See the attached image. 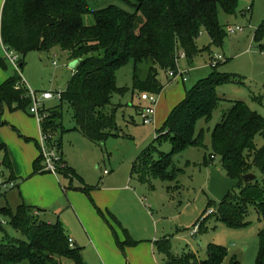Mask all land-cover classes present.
Returning <instances> with one entry per match:
<instances>
[{
  "label": "trees",
  "instance_id": "16d2710c",
  "mask_svg": "<svg viewBox=\"0 0 264 264\" xmlns=\"http://www.w3.org/2000/svg\"><path fill=\"white\" fill-rule=\"evenodd\" d=\"M124 1L133 6V11L113 4L93 10L88 0H3L0 40L4 47L19 55L20 69L24 64L22 55L32 50L49 53L58 49L70 62H77L61 91L59 103L43 109L46 116L40 126L50 139L61 127L63 103L72 110L74 129L89 141L100 144L110 135L119 136L115 117L119 105L112 103L111 97L113 93H125L127 88L117 86L116 70L132 60V90L139 94L144 91L159 93L163 86L157 79L156 67L167 74L177 72L176 62L180 55L192 64L203 50L210 51L209 45H221L230 24L220 23L218 13L220 10L226 14L235 13L238 3V0ZM88 14L93 18L91 25L84 23V16ZM203 32L210 42L201 47L198 40ZM263 36L264 20L255 29L253 38L260 41ZM144 60H149L151 65L147 76L141 79L138 65ZM6 61V58L0 59V67L5 68ZM14 70L13 75L0 83V105L6 104L11 110L25 109L31 104V96L21 82V75ZM232 80V75L211 72L187 89L184 99L174 106L162 128L156 130L157 143L169 139L170 150L165 152L155 144L149 145L133 162L130 171L131 176L142 183L152 178L174 181L178 169H169L172 154L188 146H204L203 130L196 132V123L199 120L208 122L213 111L226 102L227 109L211 131L210 158L219 157L221 171L230 178L239 179L240 183L216 205L210 200L195 221L199 222L200 233L207 231L205 222L210 218L230 229L250 225L249 207L264 218V117L243 100L225 99L217 94L215 86ZM251 96L264 103V95ZM140 106H137L138 116ZM258 137L263 141L260 145L256 142ZM0 151L3 164L11 169L4 144H0ZM40 163L38 156L33 161L34 172L39 171ZM253 168L261 173V181L253 180ZM59 173L67 176L71 183L74 179L80 181L78 186H70L73 189L88 194L92 188L66 163L59 168ZM4 176L7 180L15 178L13 171ZM210 207L215 211L204 215ZM39 212L42 211L36 209L34 213V208L24 202L14 212L9 206L0 208V214L7 216L11 227L22 236H0V264H66L64 259L84 264L79 246H70L61 223L57 219L48 222L43 212ZM112 219L123 235V239H119L112 228L117 246L124 250L126 246L136 245L138 241L128 230L114 216ZM0 230H3L1 222ZM257 236L259 248L255 264H264V223L257 229ZM154 247L163 255L164 264H220L226 254V249L215 243L208 244L206 259H199L191 250L177 254L172 251L168 235L155 240ZM230 264L241 263L233 258Z\"/></svg>",
  "mask_w": 264,
  "mask_h": 264
},
{
  "label": "rangeland",
  "instance_id": "374dc122",
  "mask_svg": "<svg viewBox=\"0 0 264 264\" xmlns=\"http://www.w3.org/2000/svg\"><path fill=\"white\" fill-rule=\"evenodd\" d=\"M132 1L135 2V0ZM110 4L133 11V6L125 3L124 0H88V5L93 10ZM218 19L222 24L229 23L233 26H240L242 31L227 33L223 43L217 46L209 45L210 39L203 32L198 44L201 47L209 45L210 51L203 50L194 58L192 64H189L182 55L177 59V71L183 72L184 81L180 75L172 77L164 70L156 67L157 79L163 88L159 93H153L156 96L155 114L149 124H142L137 114V106L145 105V103L139 100V92L132 90V60L126 62L115 72L117 86L127 88L125 93H113L111 97V102L119 105L115 115L119 136L110 135L100 144L85 139L74 129L75 122L72 118L71 108L67 103L62 104L61 127L51 135L50 140L56 148L57 143L60 144L58 153L66 164L73 169L75 168L74 170L83 180L93 186L90 191L98 185L103 168H106L110 174H116L119 178L127 181L133 162L149 145L155 144L159 149L165 152L169 151L171 147L169 139H162L157 143L158 133L156 130L162 128L166 117L174 106L184 99L185 91L211 72L233 76L232 81L215 86L214 89L220 97L243 100L264 117V103L253 100L251 96L252 94L264 95V36L260 41H255L253 38L255 29L264 20V0H238L235 13L226 14L220 10ZM84 23L91 25L93 23L92 16L85 15ZM4 52L5 49L0 43V57H4ZM216 54H221L223 60L217 61L213 65V56ZM22 56L24 64L20 72L24 80L21 81L23 86H27L26 88L35 92L38 98L43 91L50 90L54 93L63 91L72 73L71 62L65 53L58 49L51 50L49 53L32 50ZM150 65L149 60H144L138 65L141 79L147 76ZM14 73L13 66L7 62L5 68L0 67V82ZM42 102L44 103L43 107L48 109L57 105L59 99L53 97ZM227 107L226 102L221 103L213 111L212 118L208 122L199 120L196 123V132L203 130L202 142L204 146H188L172 154V164L169 169L171 167L178 169L174 181H161L152 178L150 181L142 183L135 176L132 177L130 185L131 187L136 184L139 185L138 196L151 216V224L149 223L146 236H144L146 228L143 226L141 229L129 231L133 239L138 241V239L149 238L150 240L153 237L159 238L162 235H168L174 253L180 254L183 250H191L199 259H206L208 244L215 243L226 249V254L220 264H230L233 258L241 264H255L259 248L257 229L263 225L264 218L262 215H257L252 207H249L247 217L252 223L244 228L230 229L221 221L210 218L205 222L206 232L197 231L194 236L189 233L201 211L205 209L207 198L213 200L214 205L218 202L207 191L210 167L216 166L221 170L219 157H214L212 160L210 158L212 151L211 131L221 120L222 113ZM40 135L41 128L31 112V104L25 109L14 110L9 109L6 104L0 105V144L7 147L11 169L3 164L1 151L0 168L5 175L11 171L18 175L13 180L15 184L13 187L8 189L4 195L2 194L4 191L0 192V208L9 206L14 212L21 202L26 203L24 200L26 193L24 195L22 187L26 183V180L23 179L26 177L25 169L27 167H31L32 173L35 174L43 172L41 164L38 172H34L33 168L34 158L40 156ZM256 142L260 145L263 141L258 137ZM56 175L61 179H68L62 173L58 172ZM251 175L253 180L261 181V173L257 168L252 169ZM64 185L69 186L67 183ZM88 197L86 196V198ZM88 200L101 219V223L98 222V224H101L104 229L100 241L105 242L104 238L107 237L120 251L123 264H146L144 244L149 240L138 242L137 245L133 246L131 259L128 258L125 249L121 250L117 246L112 231L113 228L119 238L122 236L121 229L116 228L117 225L106 209L101 210L96 207L91 198ZM45 209L56 212L59 209V202H55ZM57 215V220L64 228L67 238L75 239L78 237L81 240L83 238L88 240L89 231H84L80 227L74 210L59 209ZM0 222L3 226V230H0V236L5 234L9 238L22 237L19 232L11 227L7 216L0 214ZM91 237L92 235H90ZM78 245L84 264H105L100 254L92 250L90 245L82 241H79ZM137 251L143 253V256L139 257ZM147 258V264H164L163 255L157 252L155 248L151 257L147 256ZM64 261L66 264H75L72 260L64 259Z\"/></svg>",
  "mask_w": 264,
  "mask_h": 264
},
{
  "label": "crops",
  "instance_id": "0c3cea01",
  "mask_svg": "<svg viewBox=\"0 0 264 264\" xmlns=\"http://www.w3.org/2000/svg\"><path fill=\"white\" fill-rule=\"evenodd\" d=\"M2 2L3 0H0L1 7ZM0 43L2 44L1 40ZM3 58L4 57H0V59ZM8 77L3 79L0 83H2ZM37 157H35L34 159H36ZM13 173L15 178L18 177V175L14 171ZM25 176L26 177L23 180H26V183L22 187L24 195L26 193L24 197V200L26 201L25 204L32 206L34 208V213H36V209H39V211L41 210L48 222H54L55 218H58L57 212L59 209H67L68 211L74 210L79 220L80 227L84 231L88 230L89 233L87 234L88 240L84 238L81 240L78 237H75V239H70L72 240L74 245H78L79 241L90 245V248L92 250L96 251L97 254H100L105 264H123V257L120 251L107 237L104 238L105 242L100 241V238L102 237V230L104 231V229L101 224H98V222L101 223V219L96 214L94 207L88 199L91 198V201H94L93 203L97 208L101 210L106 209L111 217L114 216L116 220L120 222L123 228L127 230L129 229L128 232L132 229H141L143 226H145L146 232L144 236H146L147 234L149 223L151 224V216L147 212L144 203L138 196L139 185L133 184L134 187H131L130 185L133 177L131 176V174L129 179L126 181L123 178H119V176L116 174H110V172L106 168H103L102 177H99V181L97 183L98 185L95 186L94 190L89 191L88 194L84 193L81 190H77L76 188L73 189V187H70L71 185L78 186L80 184V181H77V179H74L71 183L69 179H67V182L66 179H61L56 174L48 172H38L35 174L32 173L31 167H27V169H25ZM81 179L83 180L82 177ZM64 183L69 184V186L66 187ZM83 183L93 187L84 180ZM2 194L4 195L5 192H3ZM86 196L89 197L86 198ZM55 202H59V209L56 212L45 209L47 207L49 208V206ZM209 202L210 200L207 198L205 208ZM204 210L205 209L201 211L200 215ZM42 212L39 213L42 214ZM49 214L51 215L50 217ZM116 228L120 229L118 226H116ZM78 229L82 231L80 228ZM70 233L72 232L70 231ZM90 235H92L91 238ZM119 238L122 240L123 235ZM159 238L153 237V239L150 240L149 238L138 239V242L149 240V242H145L146 244H144V249L146 248V252L144 253L146 264L148 261L147 256L151 257L152 252L155 248L154 241ZM132 247L133 246H126L124 248L125 254L130 259L133 251ZM137 254L139 257L143 256V253H141L140 251H137Z\"/></svg>",
  "mask_w": 264,
  "mask_h": 264
},
{
  "label": "built area",
  "instance_id": "2783aa9c",
  "mask_svg": "<svg viewBox=\"0 0 264 264\" xmlns=\"http://www.w3.org/2000/svg\"><path fill=\"white\" fill-rule=\"evenodd\" d=\"M242 28L240 26H233L229 25L227 27V32L229 34L234 32H241ZM4 58L8 60V62L17 70V72L21 75L20 68H19V55L11 50H8L6 47H4ZM214 60L212 64H216L217 61L223 60V57L221 54H216L213 56ZM55 64V61L53 62ZM169 76L176 77L177 75H180L182 80H185V78L182 77L183 72L177 71V72H168ZM21 81H24L21 77ZM264 90V86H263ZM61 94V91L58 92H52L50 90L43 91L38 98L35 94V92L29 90V95L31 96V112L35 116L37 122L40 123L43 120V118L46 116L44 109V103L42 101L51 99L53 97H57L59 99ZM139 100L145 105H141L139 109V117L142 124H149L152 122L154 114H155V108L154 105L156 103V96L152 92H141L139 94ZM41 128V126H40ZM50 135L43 133L41 130L40 135V157H41V170L43 172H48L52 174H57L59 172V168H63L65 166L64 160L58 153V149L56 148L55 144L50 142ZM15 184L13 180H7V178L4 176L3 170L0 168V192L1 191H7L11 187H13ZM215 211L213 207L207 208L204 215L211 214ZM199 222H196L192 228L190 229V235L194 236L198 231ZM70 246H74V243L69 238Z\"/></svg>",
  "mask_w": 264,
  "mask_h": 264
},
{
  "label": "water",
  "instance_id": "95a60500",
  "mask_svg": "<svg viewBox=\"0 0 264 264\" xmlns=\"http://www.w3.org/2000/svg\"><path fill=\"white\" fill-rule=\"evenodd\" d=\"M76 64V61H72L71 68L73 69ZM239 183V179L228 177L218 167H210L209 178L207 181V191L218 202L223 201L228 194L239 185Z\"/></svg>",
  "mask_w": 264,
  "mask_h": 264
}]
</instances>
